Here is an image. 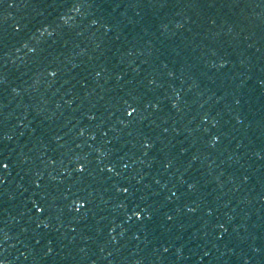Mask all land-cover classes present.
Instances as JSON below:
<instances>
[{
    "label": "water",
    "instance_id": "water-1",
    "mask_svg": "<svg viewBox=\"0 0 264 264\" xmlns=\"http://www.w3.org/2000/svg\"><path fill=\"white\" fill-rule=\"evenodd\" d=\"M0 71L5 264H264V0H0Z\"/></svg>",
    "mask_w": 264,
    "mask_h": 264
},
{
    "label": "snow or ice",
    "instance_id": "snow-or-ice-1",
    "mask_svg": "<svg viewBox=\"0 0 264 264\" xmlns=\"http://www.w3.org/2000/svg\"><path fill=\"white\" fill-rule=\"evenodd\" d=\"M76 11H79V9H76ZM92 23L95 24L96 21L93 20ZM165 27H167V26L165 25ZM17 30H19V29H17ZM109 30H111V29H109ZM45 31H46V29H45ZM49 35H51V33H49ZM24 47L28 48V44L27 43L24 44ZM97 47H99V46H97ZM30 51L35 52L36 49L32 48V49H30ZM50 75L55 77L57 75V73L55 71H53V72L50 73ZM96 75L100 76L101 73L100 72H96ZM169 75L171 76L172 73H169ZM6 83H7L6 75L2 71H0V85H4ZM152 83H155V81H152ZM261 84H264V78L261 79ZM10 90H11V93H13L15 95H19L20 92H21V89H18L16 87H11ZM65 103H68V101H65ZM236 103L237 104L240 103L239 99L236 100ZM57 107H59V105ZM134 111H136V109L133 108L132 112H134ZM132 112H128V115L131 116ZM89 119H95V116H91V117H89ZM164 131L167 132L168 129L165 128ZM21 135H23V133H21ZM80 135L81 136L84 135V130L83 129L80 130ZM104 135H107V132H105ZM6 138L9 139V140L11 139L10 136L6 137ZM93 139H95V137H93ZM145 139H147V138H145ZM219 139H220L219 135H216V136L213 137V142H212V146L213 147L215 146V143L219 141ZM145 147H149L150 148V147H152V145L151 144H146ZM193 159H197V157H193ZM141 162H143V161H141ZM172 163H173V161L169 160L164 165L165 168L169 169L172 166ZM8 166L9 165L7 163H4L2 160H0V168L7 169ZM124 167L127 168L128 165L125 164ZM83 170H84V168H83V166H81L80 171H83ZM108 170L110 172L113 171V169H111V168L108 169ZM117 175H119V173H117ZM244 179L247 180L248 177L245 176ZM4 183H6V180L3 177H0V185H3ZM156 183L159 184L160 181L157 180ZM185 183L187 184V188L188 189H192L194 187V185L192 183H187V182H185ZM165 187H166V185H165ZM119 190L122 191L125 194H127L129 192V188L126 187V186H122ZM169 191H171L172 194H171V196L168 197V199L171 200L172 197H176V191H172L171 189H169ZM3 195H5V193L0 192V196H3ZM177 199H179V197H177ZM33 208L39 214H43L46 211V209L43 207V205H38L36 202H33ZM187 210L189 212H195L196 211V209L193 208V207H189ZM131 211H132V216L128 217L129 220H132V218L135 217L137 222H143V220L145 219V216L147 215V213L149 211H151V209H148L147 207L142 208V207H140V205H136V207L131 209ZM165 216H166L167 222H174V220H175V216L174 215L165 213ZM147 219H151V216H147ZM33 222L36 223L35 221H33ZM41 224H43L44 228H48L49 227V224L43 223V221H40L39 223H36V227L40 228ZM220 226L223 227V225H220ZM225 231H227V230L225 229ZM121 235H123V233H121ZM8 239H9V236H8V232L5 229V226L4 225L0 226V250L3 249V243L2 242H6V241H8ZM136 239H139V236H137ZM112 240L113 241L116 240L115 236L112 237ZM36 243L39 244L40 243V239H37ZM250 247H251V250L253 252H255V253H261L262 251H264V249H262L261 247H253L252 245H250ZM162 250H163L164 253H168L169 252V248L168 247H162ZM52 251H53L52 247H50V246L47 247L45 255H48V254L52 253ZM181 251L182 250H177V254H180ZM109 255H111V253H109ZM205 255H207V253H205ZM250 259H251L250 257L245 256L244 257V264H249ZM0 264H5V257L3 255V251H0Z\"/></svg>",
    "mask_w": 264,
    "mask_h": 264
}]
</instances>
